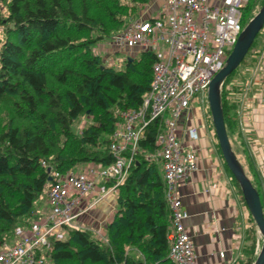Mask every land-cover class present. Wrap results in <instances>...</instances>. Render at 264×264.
<instances>
[{
    "label": "trees",
    "instance_id": "obj_1",
    "mask_svg": "<svg viewBox=\"0 0 264 264\" xmlns=\"http://www.w3.org/2000/svg\"><path fill=\"white\" fill-rule=\"evenodd\" d=\"M148 1L0 0V243L38 217L35 203L50 176L84 162L115 160V111L142 105L157 56L142 51L115 68L103 64L93 45L124 28ZM263 1L253 0L259 4L254 14ZM233 73L222 87L228 134L234 125L227 87ZM82 115L90 121L78 130L74 125ZM163 127L161 118L146 127L119 184L105 239L91 228L64 225L67 236L52 234L44 250L53 264H175L161 166L148 158ZM251 218L240 264H252L257 254L258 228Z\"/></svg>",
    "mask_w": 264,
    "mask_h": 264
},
{
    "label": "built area",
    "instance_id": "obj_2",
    "mask_svg": "<svg viewBox=\"0 0 264 264\" xmlns=\"http://www.w3.org/2000/svg\"><path fill=\"white\" fill-rule=\"evenodd\" d=\"M251 1L165 0L151 16H136L112 34V54L128 49L132 54L150 51L157 56L150 90L138 108L115 111L117 121L110 135L115 160L108 165L90 163L88 169L77 166L79 169L56 172L48 187V206L37 212L38 217L28 225L19 227L16 243L1 245L0 264H48L44 250L50 236L62 237L63 226L74 225L78 214L97 202L76 211L88 192L95 189L96 176L113 181L108 191L98 193V200L108 192L118 191L146 127L156 118L164 121V127L157 135V149L148 158L160 161L165 199L171 212L169 257L175 264H195L194 242L185 225L189 212L183 207L178 185L197 169L198 154L183 146L179 119L193 102L207 95L211 79L224 65L243 29V9ZM112 54L104 58L110 65L116 62ZM258 76L264 82V48ZM167 112L170 118L165 117ZM191 132L195 133L196 128H191ZM261 201L264 210L262 198ZM98 236L105 239L99 231Z\"/></svg>",
    "mask_w": 264,
    "mask_h": 264
},
{
    "label": "crops",
    "instance_id": "obj_3",
    "mask_svg": "<svg viewBox=\"0 0 264 264\" xmlns=\"http://www.w3.org/2000/svg\"><path fill=\"white\" fill-rule=\"evenodd\" d=\"M164 1L151 0L146 13L140 16H151ZM261 51L253 56L251 63H246L242 72L232 76L227 87L235 103L234 125L229 129L233 148L240 160L241 153H247L249 164L258 168V172L262 165L264 173V82L258 78ZM200 100L202 105L199 100L193 102L179 119L183 146L195 149L198 154L197 169L178 185L183 207L189 212L185 225L194 242L195 264H240L246 258L251 213L225 164L204 99ZM191 128H196V132L192 133ZM106 184L105 180L96 182V188L88 192L76 211L85 209L94 200L97 202L74 220L79 227H93L103 236L116 211L117 196L116 192H110L97 199V190Z\"/></svg>",
    "mask_w": 264,
    "mask_h": 264
},
{
    "label": "water",
    "instance_id": "obj_4",
    "mask_svg": "<svg viewBox=\"0 0 264 264\" xmlns=\"http://www.w3.org/2000/svg\"><path fill=\"white\" fill-rule=\"evenodd\" d=\"M263 26L264 1L259 10L241 30L224 65L211 79L207 91L211 118L224 161L238 182L251 216L258 228L260 241L252 264H264V210L259 189L248 175L229 138L224 115L222 87L225 80L242 62ZM48 171H51V167L48 168ZM52 178L50 176L49 181Z\"/></svg>",
    "mask_w": 264,
    "mask_h": 264
},
{
    "label": "rangeland",
    "instance_id": "obj_5",
    "mask_svg": "<svg viewBox=\"0 0 264 264\" xmlns=\"http://www.w3.org/2000/svg\"><path fill=\"white\" fill-rule=\"evenodd\" d=\"M150 1L151 0H149L147 4L140 6L135 11V13L130 14L131 16L128 17L127 22H129L130 19L135 18L136 16H140V14L146 13L144 11H146L145 8L148 7ZM260 1L261 0H259V2ZM257 5L259 6V4H255V2L251 1V3L246 8L243 9V19H242L243 27L246 25V23L249 21V19L254 15V11L257 8ZM158 10L159 9L156 8L155 11H158ZM1 35H3V34L1 33V28H0V36ZM111 36L112 35H110L109 37H107L105 39H102V40L97 41L93 45V52L94 53L96 52L97 55H99V56L102 57L103 64L104 65H109V66H113L115 68H120V67H123L125 65L126 60H127L128 56H129V54H132V53H130L128 51V49H124V50H120L119 52H117L115 54H112L111 53L112 51H111V48H110V45H109L110 44V40H111ZM263 48H264V26L260 30L258 36L256 37L255 43L250 47L249 52L246 54L245 58L238 65V67L234 70L233 75L234 76L235 75L237 76L240 72H242L245 69L246 63H251V59L253 58V56L256 53H259L261 51V49H263ZM139 53L140 52H138V53L135 52V53L132 54V56H138ZM109 54L110 55L112 54V59H115L116 60V62L113 65H110V64L106 63V61L104 59L105 56H107ZM198 103L202 105V101L201 100H199ZM204 104H205V106H207V109H208V111L210 113L209 102H208L207 95L204 98ZM210 115H211V113H210ZM165 117L166 118H170L169 112L165 113ZM89 121L90 120H89V117L88 116L82 115L80 117V119L76 122V124L74 125V127L76 129H78V130H81L85 125H87L89 123ZM165 131H166V129H165ZM247 156H248L247 153H244V154L241 153L240 157H241L242 163L244 164L245 169L251 175V177H252L255 185L259 189L261 198L264 201V173L261 171V169H263V166L262 165H259L260 171L258 172V168L256 169L255 167H251V165L249 164V161L247 160L248 159ZM150 160L151 161H155V162H157L160 165L159 159L153 158V159H150ZM90 163L91 162H84L83 164H80L78 166L79 167H82L84 169H88V166L90 165ZM76 169H79V168L77 167ZM103 180L104 179H103L102 176H96V182L97 183H99V182H101ZM110 185H107L106 184V186L104 185L101 189L97 190V196H98V193H103V192L108 191L109 188H110ZM48 187H49V184L44 188V190L42 191L40 197L38 198V200L35 203V208H36V211L37 212H41L44 208H46L48 206V198H47L48 197L47 196V194H48ZM108 193H110V192H108ZM111 193H113V192H111ZM117 193H118V191L116 192V194ZM32 220L33 219H30V222ZM73 226H78V225L74 224ZM19 227H20V225H18L14 229V233L10 237H7L3 243H0V249H1V245L4 244V243H7L9 245H12V244L16 243L19 240V237H20ZM91 229H93L96 232V235L98 236V231L99 230L96 231V229L93 228V227H91ZM66 236H67L66 228H62V238H65ZM104 237H106V232L104 234ZM259 241H260V237H258V239H257L256 251L258 249V243H259ZM47 262H48V264H53V261H52V259L50 257H47Z\"/></svg>",
    "mask_w": 264,
    "mask_h": 264
},
{
    "label": "bare ground",
    "instance_id": "obj_6",
    "mask_svg": "<svg viewBox=\"0 0 264 264\" xmlns=\"http://www.w3.org/2000/svg\"><path fill=\"white\" fill-rule=\"evenodd\" d=\"M253 45V44H252ZM236 76V75H235ZM258 83V82H257ZM230 91V90H229ZM237 117V116H236Z\"/></svg>",
    "mask_w": 264,
    "mask_h": 264
}]
</instances>
